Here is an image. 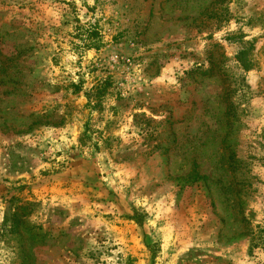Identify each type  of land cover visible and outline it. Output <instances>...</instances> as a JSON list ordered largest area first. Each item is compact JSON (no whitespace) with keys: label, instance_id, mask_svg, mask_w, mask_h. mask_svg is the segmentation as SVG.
Wrapping results in <instances>:
<instances>
[{"label":"rangeland","instance_id":"1","mask_svg":"<svg viewBox=\"0 0 264 264\" xmlns=\"http://www.w3.org/2000/svg\"><path fill=\"white\" fill-rule=\"evenodd\" d=\"M0 264H264V0H0Z\"/></svg>","mask_w":264,"mask_h":264},{"label":"trees","instance_id":"2","mask_svg":"<svg viewBox=\"0 0 264 264\" xmlns=\"http://www.w3.org/2000/svg\"><path fill=\"white\" fill-rule=\"evenodd\" d=\"M195 178H202L197 173L194 174Z\"/></svg>","mask_w":264,"mask_h":264}]
</instances>
